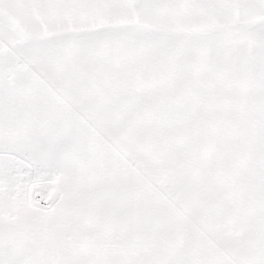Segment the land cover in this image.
<instances>
[{
    "label": "snow or ice",
    "instance_id": "obj_1",
    "mask_svg": "<svg viewBox=\"0 0 264 264\" xmlns=\"http://www.w3.org/2000/svg\"><path fill=\"white\" fill-rule=\"evenodd\" d=\"M0 264H264V0H0Z\"/></svg>",
    "mask_w": 264,
    "mask_h": 264
}]
</instances>
